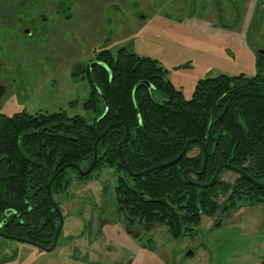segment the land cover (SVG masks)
Listing matches in <instances>:
<instances>
[{
    "label": "rangeland",
    "instance_id": "rangeland-1",
    "mask_svg": "<svg viewBox=\"0 0 264 264\" xmlns=\"http://www.w3.org/2000/svg\"><path fill=\"white\" fill-rule=\"evenodd\" d=\"M65 1L60 15L47 0H0L11 17L34 20L28 37L0 22V79L9 70L8 78L2 79L1 114L63 111L90 122L82 109L89 88L77 72L89 67L101 50L114 54L124 47L156 60L187 99L199 79L252 76L251 48L264 45V0ZM38 13L44 14V21L36 20ZM228 173H222L221 180L231 183L235 175ZM95 174L76 180L67 171L72 178L67 193L53 196L66 217L51 252L0 238V264H259L264 259V206L242 202L241 208L223 217L220 227L211 226L215 217L203 222L211 227L188 240L190 257L184 256V246L164 245V226H149L147 239L155 244L158 238L163 245L147 250L139 246L141 240L129 237L116 217L112 170ZM141 228L133 230L142 235ZM80 234L82 241L76 239ZM89 236L94 241L80 247ZM73 242L79 252L71 247Z\"/></svg>",
    "mask_w": 264,
    "mask_h": 264
},
{
    "label": "trees",
    "instance_id": "trees-1",
    "mask_svg": "<svg viewBox=\"0 0 264 264\" xmlns=\"http://www.w3.org/2000/svg\"><path fill=\"white\" fill-rule=\"evenodd\" d=\"M94 61L97 64L85 71L89 91L82 104L90 122L80 116L67 117L64 112L41 117L0 115L2 233L48 247L56 217L46 198L47 181L63 164L84 169L92 157L95 138L113 123L122 122L128 128L120 152L132 173L171 160L185 142L196 139L206 150L204 172L196 180L207 182L221 164L238 167L245 162L253 173L264 177V56L254 58L253 77L218 75L200 80L187 100L165 78L155 60L138 57L122 47L114 54L101 50ZM123 132L117 125L98 141L93 171L105 167L117 174L118 200L132 220L164 221L176 234L177 209L196 211L185 219L197 223L200 215L228 211L241 199L256 204L263 194L239 178L226 201L219 204L216 200L225 193L226 185L216 182L203 190L189 186L181 171L199 170L201 153L129 179L116 154ZM192 147L197 145L189 143L188 150ZM64 175L62 172L52 181L51 192L67 188ZM6 211L10 212L7 216Z\"/></svg>",
    "mask_w": 264,
    "mask_h": 264
},
{
    "label": "flooded vegetation",
    "instance_id": "flooded-vegetation-1",
    "mask_svg": "<svg viewBox=\"0 0 264 264\" xmlns=\"http://www.w3.org/2000/svg\"><path fill=\"white\" fill-rule=\"evenodd\" d=\"M47 1H49L50 2V6H51V10H52V7L54 6V4H55V6H54V8H53V12L54 13H56V14H60V15H63V12H64V10L66 9V5H67V3H66V1L65 0H47ZM45 4V3H44ZM46 4H49L48 2H46ZM45 4V5H46ZM52 4V5H51ZM230 4L231 5H234V3H232V2H230ZM259 4H261V3H259L258 2V5ZM5 6V4L2 6V7H0V22H1V25H2V27H4V26H11V27H15L16 28V34L17 35H20V36H26V37H28V36H31V24H33L34 23V20H31V19H29V20H27V21H22L21 20V18H18V17H11L10 16V12H11V10H9V7L8 6H6V7H4ZM14 12H17V10H14ZM19 12V11H18ZM14 15H16V13L14 14ZM18 15V14H17ZM16 15V16H17ZM36 16V20L38 19L39 21H44L45 20V16H44V14H41V13H38V14H36L35 15ZM20 30H21V33H20ZM251 48V47H250ZM251 53H252V58H253V68H254V58L256 57V56H264V45H262V47H260V48H258L257 50H252V48H251ZM148 58V57H147ZM151 59V58H150ZM152 60H154V59H152ZM156 61V60H155ZM157 62V61H156ZM95 64H97V62L96 61H94V59H93V63L89 66V67H87L86 69H90V68H92V66L93 65H95ZM164 72H165V78L168 80V78L166 77V70L165 69H163L161 66H159ZM86 69L84 70V71H82L81 72V74H80V72L78 71L77 72V75H79V76H81L80 78L81 79H83V80H85V71H86ZM9 71V70H8ZM8 71H5V76L3 77V78H5V80H6V78H8ZM73 74H75V73H72L71 75H73ZM244 78H251V77H253L254 76V74H255V69H254V74L252 75V76H250V77H247V76H245L244 74H242V73H240ZM220 75H223V74H220ZM218 76V75H217ZM228 76V75H227ZM236 76V75H235ZM216 77V76H215ZM3 78H1L0 79V96L3 94V92H4V80H2ZM209 78H213V77H209ZM204 79H207V78H204ZM204 79H199V80H197L195 83H197L198 81H200V80H204ZM169 81V80H168ZM85 82H86V80H85ZM170 82V81H169ZM171 83V82H170ZM195 83H194V85H195ZM145 85H146V87L147 88H150V85L148 84V83H144ZM171 85L174 87V85L171 83ZM194 85H193V87H194ZM175 88V87H174ZM176 89V88H175ZM176 90H178V89H176ZM192 90H193V88H192ZM179 91V90H178ZM180 92V91H179ZM192 92V91H191ZM181 93V92H180ZM182 94V93H181ZM190 95H191V93H190ZM88 96V95H87ZM153 96H154V93H153ZM183 96V95H182ZM155 97V96H154ZM190 97V96H189ZM184 98V97H183ZM87 99V98H86ZM157 99V98H156ZM185 100H187V99H189V98H184ZM58 112H63V111H58ZM19 113H24V114H27V115H31V116H34V117H41V116H47V115H50V114H52V113H40V112H38V113H33V114H29V113H27V112H25L24 110H22V111H19V112H15V113H13V114H11V115H5V114H1L0 113V115H3V116H6V117H10V116H12V115H14V114H19ZM54 113H56V112H54ZM75 116H77V115H75ZM68 117V116H67ZM72 117V116H71ZM81 117V116H80ZM120 123H122V122H118V123H113V124H117V125H119V126H121V127H123V129H124V132H123V136H124V133H125V128L127 129V135H126V138H125V140H124V142L126 141V139H127V136H128V133H129V131H128V128H127V126L124 124V123H122L123 125H120ZM110 125H112V124H110ZM110 125H108V126H110ZM117 125H115V126H117ZM108 126H106V127H108ZM115 126H113V127H115ZM105 127V128H106ZM112 127V128H113ZM104 128V129H105ZM111 128V129H112ZM110 130V129H109ZM108 130V131H109ZM107 131V132H108ZM106 132V133H107ZM105 133V134H106ZM101 134V133H100ZM99 134V135H100ZM98 135V136H99ZM97 136V137H98ZM123 136H122V138H123ZM96 137V138H97ZM95 138V139H96ZM103 138V137H102ZM122 138H121V140H122ZM120 140V141H121ZM191 140H196V139H191ZM191 140H188L189 141V143H195L196 145H197V147H192L190 150H188V145H189V143H188V145H187V147H186V150H185V153L174 163V164H176L182 157H184V156H186V157H195V156H197L199 153H201V162H200V168H199V170H191L190 168H185V169H183L182 171H181V178H182V180L186 183V184H188L189 186H191V187H193V188H195V189H198V190H203V189H209V188H211L216 182H220V183H222V184H224V185H226V191H225V193L222 195V196H219L218 198H217V200H216V202L217 203H223L224 201H226V199L229 197V195H230V193H231V189H232V187H233V185H234V183H235V181L237 180V179H239V178H242L244 181H246V182H248L250 185H252V186H254L257 190H259L260 192H263V194H260L259 195V199H258V202L256 203V204H251V205H254V206H264V189L263 188H261V187H264V177L263 176H261V175H257V174H255V173H253L250 169H249V167H248V164H247V162H245V163H243L242 165H240V166H238V167H235V166H231V165H227V164H221V165H225V166H228V167H230V168H232V169H234V170H232V169H229V168H222L220 171H219V173H218V175H217V177H216V180L214 181V183L213 184H211V185H209L208 186V184H209V182L211 181V179H212V176H213V174H214V172H213V174L211 175V177L209 178V180L207 181V182H201V181H198V180H196L200 175H202L203 174V172H204V168H205V163H206V150H205V148H204V146L202 145V143L200 142V141H198V140H196V141H198L199 143H196V142H193V141H191ZM119 141V142H120ZM187 141V142H188ZM118 142V143H119ZM123 142V143H124ZM94 143V142H93ZM98 143V142H97ZM97 143H96V145H97ZM118 143H117V145H118ZM122 143V144H123ZM186 143V142H185ZM121 144V145H122ZM117 145H116V154H117ZM121 145H120V147H121ZM183 148V147H182ZM182 150V149H181ZM180 150V151H181ZM192 151H195L193 154H189V153H191ZM95 153H96V146H95ZM179 154V153H178ZM177 154V155H178ZM92 155H93V145H92ZM120 155H121V152H120ZM176 155V156H177ZM175 156V157H176ZM96 158H97V153H96V157H95V161H96ZM121 158H122V156H121ZM91 159H92V157H91ZM91 159H90V161H89V163H88V165L90 164V162H91ZM173 159V158H172ZM171 159V160H172ZM117 160H118V162H119V164L121 165V167L123 168V171H124V173H125V176L127 177V178H129V179H131V178H134V176H128V171L131 173V174H137V173H140V172H142V171H146V170H148V169H150V168H153V167H156V166H158V165H156V166H153V167H150V168H148V169H145V170H142V171H140V172H137V173H132L129 169H128V167H127V165L125 164V166H126V168H127V170L124 168V166L121 164V162H120V160H119V158H118V154H117ZM122 160H123V158H122ZM204 160V166H203V169H201V167H202V161ZM95 161H94V163H93V166H92V168H91V171L87 174V175H80L79 174V172L75 169V168H73V167H65V168H63L60 172H58L56 175H55V177L51 180V178H52V176L60 169V168H62L63 166H65V165H68V164H71V165H74V166H76V168H78L81 172H83V171H85L86 169H87V167H88V165L83 169L81 166H78V165H76V164H73V163H67V164H63V165H61L60 167H58L56 170H55V172L51 175V177L49 178V180L47 181V183H46V198H47V201H48V203L50 204V206H51V208H52V210H53V212H54V214H55V217H56V229H57V226H58V217H57V214H56V212H55V210H54V208H56L57 210H58V212H59V214H60V216H61V218H62V223H63V218L64 217H66L65 215H63L62 214V209H61V205H60V203H56L55 201H54V199H53V196L54 195H60V196H65V194L67 193V191H68V189H69V187H70V183L72 182V178H70V177H67L66 176V174H67V171H71V172H73L74 174H75V178L74 179H76V180H82V179H85V178H87V177H89L90 175H91V173H96L95 174V176H97L98 175V173L103 169V168H101L100 170H94L93 171V167H94V164H95ZM170 161V160H169ZM124 162V161H123ZM168 162V161H167ZM166 163V162H165ZM163 164V163H162ZM174 164H172V165H174ZM159 165H161V164H159ZM171 166V165H170ZM220 166V165H219ZM168 167V166H167ZM218 167V166H217ZM216 167V168H217ZM105 168V167H104ZM165 168V167H164ZM216 168H215V170H216ZM108 169H111V168H108ZM163 169V168H162ZM112 170V173H113V175L115 176V186H114V202H115V214H116V217H117V219H121V221L123 222V226H124V229H125V231H126V233L129 235V237H131V238H135L136 240H141V243L139 244V246L140 247H142V248H145V249H147V250H150V249H152L153 247H155V244L156 243H160L161 245H163V242L161 241V242H159V239L157 238V242H155V244L154 243H152V242H150V240H148L147 239V234H146V228L147 227H149V226H157V225H161V226H164L165 227V243H164V245L166 246V247H168V248H170V246H172V245H174V243L173 242H175V244L177 245V246H184L183 248L185 249L186 248V250H188V251H186L185 253H184V256L185 257H190L191 255H192V250H193V248L191 247L192 245H190L189 244V239L191 238V237H193V236H195V235H197L198 233H199V231L200 230H207V229H209L211 226H214V227H220V225H221V221H223V217L224 216H227V215H230L231 213H233V212H235V211H237L239 208H241L242 207V202H246V203H248V204H250L249 203V201H244V199H241L240 201H238V202H236V205L234 206V208H232V209H230V210H228V211H225V212H216L213 216H205V215H200L199 216V219H198V221H197V223H194V222H189L188 220H186L185 218H187V217H192L194 214H196V211H192V212H188V210H186V209H177L175 212H174V214H175V217H176V223L178 224V232L176 233V234H173L172 233V230H171V232H170V230H169V228H168V226L165 224V222L163 221V222H158V221H145V220H138V219H134V220H132V218H131V215H130V213H129V211L127 210V208L118 200V191H117V188H118V180H117V174H115L114 172H113V169H111ZM156 170H160V169H156ZM202 170V171H201ZM214 170V171H215ZM152 171H154V170H152ZM225 171L226 172H229L228 174H234L235 175V178L231 181V183H228V182H225V181H223V180H221V175H222V173H225ZM62 172H64L65 173V175H64V177H66V179H68V186H67V188L64 190V191H60V192H58V193H55V192H51L50 191V185H51V183H52V181L59 175V174H61ZM149 172H151V171H149ZM149 172H147V173H149ZM183 172H185V174H184V176H183ZM146 174V173H145ZM144 175V174H143ZM142 176V175H141ZM141 176H139V177H141ZM80 177V178H79ZM51 180V181H50ZM50 181V183H49V186H48V188H47V185H48V182ZM132 185V182H130V186ZM199 186H202V187H199ZM131 191H132V189H130ZM47 192H49V198H48V196H47ZM206 195H208V197H210V200H211V192H208ZM244 198L246 199V198H248V196H244ZM8 214H10V212L9 211H6L5 213H4V215L5 216H7ZM77 215H80V212H78V214ZM216 218L215 219V223H213L211 226H208V227H205V226H202V223L204 222V225H206L205 223H206V220H212L213 218ZM96 221V220H95ZM5 224V219H1L0 220V238H4V239H9V240H14V241H17V240H22V239H19V238H17V237H13V236H9V235H7V234H5V233H2V231H1V227L3 226ZM86 224H88V226L91 228L92 226H91V222L90 221H86ZM140 227H142L141 228V230L143 229L144 230V232L142 233V235L141 234H139L138 232H136L135 231V229L133 230V228H139L140 229ZM61 228H62V226H61ZM56 229H55V231H56ZM138 229V230H139ZM55 231L53 232V235H54V233H55ZM60 232H61V229H60ZM60 232H59V234H60ZM85 233V232H84ZM59 234L57 235V238H58V236H59ZM82 234V233H81ZM81 234L80 235H77L76 236V239L77 240H81L82 241V237L81 238H79L78 236H81ZM53 235H52V237H51V242H52V238H53ZM76 240V241H77ZM92 241H94V237H88V239L85 241L86 243H84V241H83V243L84 244H82V246H80V247H87V245H90V243H92ZM17 242H19V241H17ZM51 242H50V244H51ZM56 242H57V239H56ZM22 243H26V244H28V243H31V242H28V241H24V240H22ZM74 243H76V242H73L72 243V248H73V250H76L77 252H79V248L77 249L76 248V246H74L73 244ZM32 244H34V243H32ZM50 244H49V246H50ZM30 245V244H29ZM35 245H37V244H35ZM55 245H56V243H55ZM39 246V245H38ZM48 246V247H49ZM48 247H46V248H48ZM55 247V246H54ZM43 248V247H42ZM54 249V248H53ZM41 250V249H40ZM43 251V250H42ZM81 252L83 253L84 252V250H81ZM264 260V259H263Z\"/></svg>",
    "mask_w": 264,
    "mask_h": 264
},
{
    "label": "water",
    "instance_id": "water-1",
    "mask_svg": "<svg viewBox=\"0 0 264 264\" xmlns=\"http://www.w3.org/2000/svg\"><path fill=\"white\" fill-rule=\"evenodd\" d=\"M115 125H117V124H112V125L106 127V128L101 132V134H100V135L94 140V143H93V155H92V159H91V162H90V164L88 165V167H87V169H86L85 171L81 172L78 168H76V166L71 165V164H68V165H65V166H63L62 168H60V169H59V170H58V171L52 176L51 180L55 177V175H56L58 172H60L63 168H65V167H67V166H68V167H73V168H75V169L79 172V174L82 175V176H83V175H87V174L91 171V168H92L93 163H94V161H95V157H96L95 146H96V143H97V142H98V141H99V140L105 135V133H106L109 129H111V128H112L113 126H115ZM120 125H123V124L120 123ZM126 135H127V129L125 128L124 136H123L122 140H121V141L118 143V145H117V154H118V158H119L121 164H122V165L124 166V168L127 170V168H126V166H125V164H124V162H123V160H122V158H121V155H120V145L124 142V140H125V138H126ZM191 141L196 142V143H199V142L196 141V140H191ZM188 143H189V141L186 142V143L184 144L182 150H181V151L179 152V154H178L176 157H174L172 160H170V161H168V162H166V163H163V164H161V165H158V166H156V167L150 168V169H148V170H146V171H142V172L137 173V174H131V173L128 171V176L139 177V176H141V175H143V174H145V173H147V172H149V171L156 170V169H162V168H164V167H167V166H170V165L174 164V163H175V162H176V161H177V160H178V159H179V158L185 153V150H186V147H187ZM203 166H204V160L202 161V167H201V169H203ZM222 168H229V169H232V168H230V167H228V166H225V165H220V166H218V167L216 168V170L214 171V174H213L212 179H211V181L209 182L208 186L214 183V181L216 180V177H217L219 171H220ZM232 170H234V169H232ZM201 171H202V170H201ZM184 174H185V172H183V176H184ZM51 180H50V181H51ZM50 181L48 182L47 188H48V186H49ZM199 187H202V186H199ZM261 188L264 189V187H261ZM47 196H48V198H49V192H47ZM54 210H55V212H56V214H57V217H58V226H57V229H56V231H55V233H54V235H53L52 242H51L50 246H49L48 248H42L41 246H38V245H35V244H32V243H28V244H30V245H32V246L38 248V249L43 250L44 252H51V251L53 250V248H54V246H55V243H56L57 235L59 234L60 229H61V226H62V218H61V216H60L58 210H57L56 208H54ZM17 241L22 242V240H17ZM259 264H264V260H262Z\"/></svg>",
    "mask_w": 264,
    "mask_h": 264
}]
</instances>
